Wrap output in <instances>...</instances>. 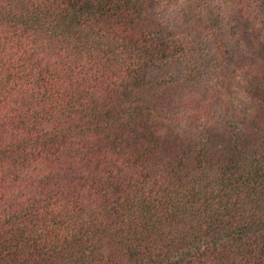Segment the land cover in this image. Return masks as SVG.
<instances>
[{
    "label": "trees",
    "instance_id": "obj_1",
    "mask_svg": "<svg viewBox=\"0 0 264 264\" xmlns=\"http://www.w3.org/2000/svg\"><path fill=\"white\" fill-rule=\"evenodd\" d=\"M262 28L264 0H0V264H264Z\"/></svg>",
    "mask_w": 264,
    "mask_h": 264
},
{
    "label": "rangeland",
    "instance_id": "obj_2",
    "mask_svg": "<svg viewBox=\"0 0 264 264\" xmlns=\"http://www.w3.org/2000/svg\"><path fill=\"white\" fill-rule=\"evenodd\" d=\"M224 17H229V18H235L236 21H239L241 23V20L238 19V16L237 14L235 13V11H231V10H225L224 12ZM178 28H181V29H187L189 27V21L187 19L185 20H178ZM224 26V25H223ZM241 26H242V30H244V36H243V39H244V46H243V50L246 52V55L249 54V46L251 45V42H252V38H250V36L248 35L249 34V28L247 26V24H242L241 23ZM261 34L264 33V28L260 29L259 31ZM251 57V55H250Z\"/></svg>",
    "mask_w": 264,
    "mask_h": 264
}]
</instances>
